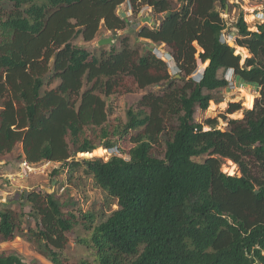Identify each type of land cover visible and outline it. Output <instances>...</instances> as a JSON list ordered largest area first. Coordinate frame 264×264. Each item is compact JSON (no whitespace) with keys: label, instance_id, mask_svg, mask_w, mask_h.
<instances>
[{"label":"trees","instance_id":"obj_1","mask_svg":"<svg viewBox=\"0 0 264 264\" xmlns=\"http://www.w3.org/2000/svg\"><path fill=\"white\" fill-rule=\"evenodd\" d=\"M129 1L163 15L137 38L117 13ZM0 160L20 149L30 166L59 163L68 181L90 178L117 208L104 219L55 192L21 191L0 208V243L28 236L53 264H264V21L252 30L241 10L235 44L223 39L228 0H0ZM220 8V9H218ZM101 29L112 45L88 47ZM151 43L172 50L177 73ZM201 53L198 55V49ZM207 63L204 73L198 60ZM232 70L259 89L252 108L230 102L228 128L197 122V107L223 99ZM180 75V76H176ZM144 91L113 124L111 97ZM226 117V116H225ZM113 151L103 157L82 153ZM161 150V153H157ZM90 155V154H88ZM232 161L240 172L223 171ZM26 206L29 211H26ZM27 218V219H25ZM82 226L88 236L74 238ZM71 242L91 258L65 255ZM0 264H26L16 254Z\"/></svg>","mask_w":264,"mask_h":264},{"label":"rangeland","instance_id":"obj_2","mask_svg":"<svg viewBox=\"0 0 264 264\" xmlns=\"http://www.w3.org/2000/svg\"><path fill=\"white\" fill-rule=\"evenodd\" d=\"M231 6L222 10L221 16L224 18L227 24V28L224 31L223 39L230 45L233 44L236 51L241 49L235 44L236 40V27L235 24L238 21L241 10L244 11L245 20L248 22L250 29H257V24L264 21V0H228ZM9 8L8 4H1ZM220 9V8H218ZM221 10V9H220ZM117 13L127 19L130 25L124 30L118 31L120 35L129 36L131 45L145 50L146 39L137 38V32L142 26L149 25L154 26L159 24L163 15L154 14L152 8L148 5L140 7L138 12H134L129 1L121 4L117 8ZM149 19L145 21L144 19ZM150 21L155 22L152 24ZM113 37L111 31L101 29L96 39L92 42L86 43L81 37L76 39V43L90 50L95 47H100L98 41L104 38ZM114 43L120 45L116 40ZM113 43V44H114ZM109 46V44L104 45ZM148 48L153 49V52L165 60L169 64L171 74L177 73L178 69L176 62L172 56V50L166 44L151 43ZM201 49H198V55L201 53ZM244 61L245 58L250 56L249 51L245 48L243 51H239ZM207 63H203L201 59L198 60V70L195 75H201ZM220 76L225 75L230 81V86L223 88L217 92H214L215 98H222L223 100L217 103L215 100L210 102V106L207 110L203 111L197 107L195 119L197 122L204 123V127L209 129L210 127L206 123L207 119H216V127L220 129L228 128L227 118H240L244 115V110L241 109L235 113H228V107L230 102H241L242 106L246 109L249 97H251L252 107L255 103L256 97L259 96V89L252 85L245 84L241 80L235 77L234 72L229 70L227 72L220 71ZM178 76V75H176ZM144 91L136 93L120 94L109 99V102L113 105V114L110 116V122L113 124L118 122H124L126 120V110L129 106L138 102L142 97ZM224 105L221 108V105ZM251 107V108H252ZM226 116V117H225ZM101 149H104L101 147ZM106 151H100L98 153L93 152L90 155L82 153L78 157H103L107 160L114 152L104 149ZM20 149L17 148L13 153L6 155L0 160V208L5 206L19 207L17 196L21 191L31 190L32 188H39L47 192H55L57 196L66 202L71 198L79 201V205L84 210H93L99 214L98 220L106 218L112 210L117 208L115 202L112 203L107 195L99 189L90 178H82L68 181L67 172L60 171L58 174H54V170L60 167L59 163L44 162L38 165H32L28 168L23 161L17 158ZM161 153V150L157 153ZM84 154V155H83ZM233 162L227 160L223 164V171L235 174L240 173L237 165L232 166ZM233 169V173H231ZM6 198V199H1ZM13 202V203H12ZM26 211H29V207L26 206ZM27 219V218H25ZM88 236V232L82 227L78 226L74 232L73 237L84 238ZM16 254L22 258L26 264H53L36 246V244L29 239L28 236H17L14 240L0 243V255ZM65 255L73 260L80 258H91L89 249L80 243L71 242L69 248L65 251Z\"/></svg>","mask_w":264,"mask_h":264},{"label":"water","instance_id":"obj_3","mask_svg":"<svg viewBox=\"0 0 264 264\" xmlns=\"http://www.w3.org/2000/svg\"><path fill=\"white\" fill-rule=\"evenodd\" d=\"M145 21H149V19H144ZM152 24H155V22H153V21H150ZM114 42H113V37H110V38H104V39H100L99 41H98V45L99 46H102V45H107V44H109V45H112ZM205 69V68H204ZM203 73H204V70H203ZM178 76H180V75H178ZM254 106V105H253ZM91 153V152H90ZM90 153H85V154H90ZM84 155V154H83Z\"/></svg>","mask_w":264,"mask_h":264},{"label":"clouds","instance_id":"obj_4","mask_svg":"<svg viewBox=\"0 0 264 264\" xmlns=\"http://www.w3.org/2000/svg\"><path fill=\"white\" fill-rule=\"evenodd\" d=\"M238 51H243L242 49H239ZM251 97H249V101H248V104H247V107H249V108H251L252 107V104H251ZM224 107V105L222 104L221 105V108H223ZM207 130H209V129H207V128H205V131H207Z\"/></svg>","mask_w":264,"mask_h":264},{"label":"bare ground","instance_id":"obj_5","mask_svg":"<svg viewBox=\"0 0 264 264\" xmlns=\"http://www.w3.org/2000/svg\"><path fill=\"white\" fill-rule=\"evenodd\" d=\"M231 45H233V44H231ZM238 48H240V47H238ZM232 166L234 167V166H235V164L233 163V164H232ZM231 173H233V169H232Z\"/></svg>","mask_w":264,"mask_h":264},{"label":"built area","instance_id":"obj_6","mask_svg":"<svg viewBox=\"0 0 264 264\" xmlns=\"http://www.w3.org/2000/svg\"><path fill=\"white\" fill-rule=\"evenodd\" d=\"M24 164H25V165H27V166H28V168H30V167H29V165H28L26 162H24Z\"/></svg>","mask_w":264,"mask_h":264},{"label":"crops","instance_id":"obj_7","mask_svg":"<svg viewBox=\"0 0 264 264\" xmlns=\"http://www.w3.org/2000/svg\"><path fill=\"white\" fill-rule=\"evenodd\" d=\"M1 199H6V198H1ZM13 203V202H12Z\"/></svg>","mask_w":264,"mask_h":264}]
</instances>
